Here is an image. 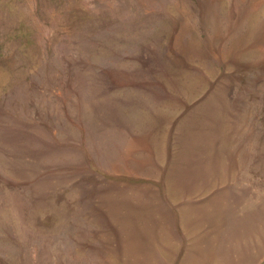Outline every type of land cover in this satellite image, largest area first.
<instances>
[{
  "label": "rangeland",
  "instance_id": "obj_1",
  "mask_svg": "<svg viewBox=\"0 0 264 264\" xmlns=\"http://www.w3.org/2000/svg\"><path fill=\"white\" fill-rule=\"evenodd\" d=\"M0 264H264V0H0Z\"/></svg>",
  "mask_w": 264,
  "mask_h": 264
}]
</instances>
